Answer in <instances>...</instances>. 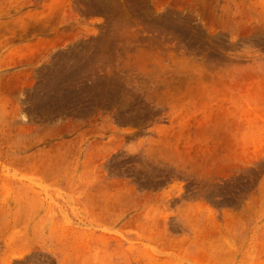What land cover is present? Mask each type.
<instances>
[{"label": "rangeland", "instance_id": "1", "mask_svg": "<svg viewBox=\"0 0 264 264\" xmlns=\"http://www.w3.org/2000/svg\"><path fill=\"white\" fill-rule=\"evenodd\" d=\"M0 264H264V0H0Z\"/></svg>", "mask_w": 264, "mask_h": 264}]
</instances>
